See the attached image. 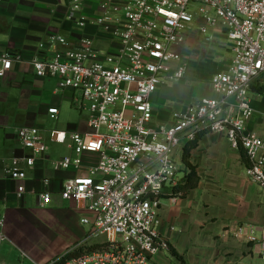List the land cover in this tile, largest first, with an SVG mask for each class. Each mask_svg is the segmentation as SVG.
I'll use <instances>...</instances> for the list:
<instances>
[{
  "label": "built area",
  "instance_id": "1",
  "mask_svg": "<svg viewBox=\"0 0 264 264\" xmlns=\"http://www.w3.org/2000/svg\"><path fill=\"white\" fill-rule=\"evenodd\" d=\"M61 1L77 28L93 24L111 36L112 45L104 49L91 36L71 41L52 34L39 45L45 55L31 61L36 77H55L58 91H73L72 104L88 112L87 130L21 126L17 140L28 153L12 157L5 172L24 181L39 160L63 170L88 169V175L67 179L60 191L63 200H75L93 215L82 219L90 231L71 250L93 238L106 246L69 258L65 253L45 264H153L171 248L159 232V212L163 198L176 202L185 178L176 150L198 132L209 129L225 135L233 148H243L247 176L264 189V138L247 128L255 112L252 85L264 75V0ZM90 1L99 9L93 18L85 12ZM213 30L225 34L233 53L227 69L211 79L220 97L192 103L175 113L171 124L155 122L151 96L161 85L185 79L183 46L194 33L212 42ZM21 60L20 54L0 53V77ZM48 113L57 119L59 108ZM48 141L66 145L73 155L51 157ZM86 153L97 154V161L86 165ZM44 181L49 186L50 179ZM26 192L20 184L18 196ZM39 197V206L48 207L52 190ZM4 228L0 219V252ZM261 232L249 240L258 243L264 264V228Z\"/></svg>",
  "mask_w": 264,
  "mask_h": 264
},
{
  "label": "crops",
  "instance_id": "2",
  "mask_svg": "<svg viewBox=\"0 0 264 264\" xmlns=\"http://www.w3.org/2000/svg\"><path fill=\"white\" fill-rule=\"evenodd\" d=\"M67 12L68 6L61 0H0V53L22 56L21 61L15 62L0 77V219L4 220L7 237L1 248L0 263L24 264L25 258H29L35 264H45L84 242L90 227L82 219L93 220L83 205L60 196L67 179L88 175V169L63 170L39 160L27 169L24 181L13 180L5 172L12 157L28 153L17 140L18 128L31 125L36 118H52L48 113L50 107L59 108V118L61 101L74 94L72 90L58 91L55 77H36L31 61L45 55L39 45L47 42L52 34L63 35L71 41L91 36L104 49L112 45L110 34L93 24L85 29L77 28L67 19ZM85 12L90 18L97 16V3L88 2ZM213 32V41L227 40L222 31ZM187 45L188 41L183 47ZM232 57L231 47L223 63L203 59L198 50L190 66L186 62L187 77L183 81L163 84L151 96L154 121L171 124L174 114L192 103L203 98H219L217 92L218 97H201L204 88L198 81L206 77L208 88H213L212 76L227 69ZM49 78L55 80L54 89L49 91L61 100L46 103L41 83ZM255 82L253 85L264 84ZM253 85L251 92L258 96L255 101L250 96L255 112L247 128L264 138V93ZM63 130L86 131L77 126ZM185 145L176 150V160L186 177L190 169L183 162ZM48 147L53 158L73 155L66 145L48 141ZM97 158V154L91 153L83 157L86 165L94 164ZM190 161L199 181L185 195L179 192L176 202L169 197L162 199L159 232L169 240L171 248L156 256L153 264H261L259 245L249 237L254 234L260 238L264 228V189L247 176L245 150L233 148L225 135L209 131L191 150ZM46 178L50 179L49 186L44 181ZM184 182L185 178L182 185ZM20 184L27 187L21 197L17 194ZM46 189L52 190L53 200L43 208L39 206V194Z\"/></svg>",
  "mask_w": 264,
  "mask_h": 264
},
{
  "label": "rangeland",
  "instance_id": "3",
  "mask_svg": "<svg viewBox=\"0 0 264 264\" xmlns=\"http://www.w3.org/2000/svg\"><path fill=\"white\" fill-rule=\"evenodd\" d=\"M230 47L231 46L229 45L227 40L224 38L215 39V41L207 43L200 34L194 33L193 35L189 37L188 45L186 47H183V54L185 55L184 57H185L186 62L188 63V66H190L192 62V58L197 56L198 50L200 51V56L203 59L208 60V61L215 60L216 62L223 63L224 61H226L230 53ZM205 78L201 77L198 81V85L201 88H204V90L203 89L201 90L200 96L202 97L204 95H207L209 97H218V94L216 93V91L213 90V88H210V87L208 88L207 80ZM260 82H264V75L258 78L255 83L260 84ZM41 85L44 87L43 92H44V96L46 97V103L48 102L51 103L53 99L61 100V98L59 97H53L51 94L52 92L49 91L50 89H54L55 87L54 79L49 78L45 82H42ZM263 95L264 94H262V96ZM250 96H251V99L255 101L257 99L258 94L251 92ZM61 102H62L61 115L59 116V118L52 119L47 116L42 117L40 119L36 118L34 123L28 126H37L41 128H46L48 130L54 129V128L67 129V128H73L74 126H77L78 129L80 130L81 129L87 130L86 120H87L88 112L81 113L80 111H78V109L74 105H72L71 94L69 97H67V99L65 98ZM90 241L93 242L91 244H95L97 242V239L93 238ZM2 252H5V248H3ZM16 261L17 262L19 261V257H17ZM0 264H12V263L10 261H6V262H1ZM24 264H35V263H33V261H31L29 258H25Z\"/></svg>",
  "mask_w": 264,
  "mask_h": 264
},
{
  "label": "trees",
  "instance_id": "4",
  "mask_svg": "<svg viewBox=\"0 0 264 264\" xmlns=\"http://www.w3.org/2000/svg\"><path fill=\"white\" fill-rule=\"evenodd\" d=\"M253 88H256L258 92L264 93V84L262 85H253ZM209 129H203L200 132L197 133L196 137L194 140L189 141L186 143L184 147V152H183V162L190 169L188 174L185 177V182L183 185H181L177 192H181L182 195H185L191 188L195 187L196 184L199 181V175L197 174L196 168L194 165L191 163L190 158H191V150L196 147L198 144V141L201 139V137L208 133ZM248 159V157H247ZM249 164V161H248ZM106 246L105 243H95V244H87L80 246L74 250H70L66 253V258L77 256L86 252H91L93 250H96L98 248H104Z\"/></svg>",
  "mask_w": 264,
  "mask_h": 264
}]
</instances>
